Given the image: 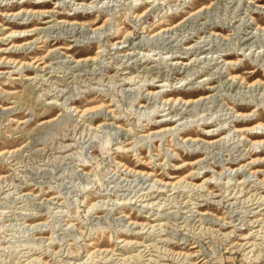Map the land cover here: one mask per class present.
I'll use <instances>...</instances> for the list:
<instances>
[{
  "label": "rangeland",
  "instance_id": "374dc122",
  "mask_svg": "<svg viewBox=\"0 0 264 264\" xmlns=\"http://www.w3.org/2000/svg\"><path fill=\"white\" fill-rule=\"evenodd\" d=\"M262 138L264 0H0V264H264Z\"/></svg>",
  "mask_w": 264,
  "mask_h": 264
},
{
  "label": "bare ground",
  "instance_id": "6f19581e",
  "mask_svg": "<svg viewBox=\"0 0 264 264\" xmlns=\"http://www.w3.org/2000/svg\"><path fill=\"white\" fill-rule=\"evenodd\" d=\"M32 13V12H31ZM41 14H43V13H41ZM166 30H168V29H161L160 31H162V32H166ZM168 32V31H167ZM24 44H26V43H24ZM65 46H59V48H64ZM65 48H68V47H65ZM86 60V59H85ZM228 63V62H227ZM207 97V96H206ZM203 98H205V97H203ZM170 99V98H169ZM168 99V100H169ZM167 99H166V101L165 102H167L168 101ZM192 102V100H190V99H188V100H186V101H184L183 103L184 104H189V103H191ZM97 108H99V107H90V108H88V109H86L85 111H95ZM92 113V112H91ZM243 115V114H242ZM247 115V114H246ZM251 128V127H250ZM245 130V128H237V130L236 131H238V132H242V131H244ZM159 131H161L160 129H158V130H156V132H159ZM259 142H264V139L262 138ZM12 153V152H11ZM263 203V202H262Z\"/></svg>",
  "mask_w": 264,
  "mask_h": 264
}]
</instances>
